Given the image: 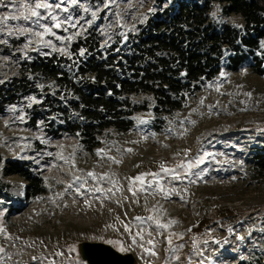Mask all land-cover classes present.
<instances>
[{
    "label": "rangeland",
    "instance_id": "374dc122",
    "mask_svg": "<svg viewBox=\"0 0 264 264\" xmlns=\"http://www.w3.org/2000/svg\"><path fill=\"white\" fill-rule=\"evenodd\" d=\"M25 2L3 0L0 18L29 14L27 9L18 8ZM105 3L109 0H78L77 5H64L67 12L57 9L60 20L71 16L75 26L65 23L54 28L60 40L45 38L65 53L76 36L93 28L105 46L114 35L136 31L157 8L155 0H111L108 8ZM92 11H96L95 19ZM226 18L241 23L236 15ZM18 26L30 25L23 19L9 20L6 27L0 25L2 79L17 76L21 63L34 54L52 51L38 47V37L19 34ZM29 39L32 43L25 47ZM130 99L147 101L149 107L153 103L144 94ZM39 100L40 95L31 94L0 114V179L22 199L8 203L0 198V264H51L53 260L56 264H80L69 258L80 256L82 241H100L121 253L131 252L137 264H166L162 261L166 238L175 236L181 227H196L211 207L223 208L218 216L229 217L220 228H215L216 224L209 227L207 222L195 231L198 249L194 264H264V175H256L248 162L252 147H264V77L247 67L239 71L223 68L189 95L181 109L155 117L151 108L140 109L131 116L129 130H104L100 143L90 150L74 136L49 134L46 120L32 115L31 107ZM196 143L204 145L199 165L178 158L197 152ZM97 150H101L100 155ZM14 161L31 165V172L43 181L42 193L24 198L25 180L7 174L4 168ZM161 164L175 169L179 177L162 172ZM141 173L163 175L146 176L143 183L129 181ZM4 208L8 210L5 217L1 215ZM149 216L153 219L147 220ZM165 217L176 223L157 227L156 220L165 224ZM125 225L130 231H125ZM138 231L143 240L137 237L133 244L132 237ZM149 239L154 240L155 257L139 247L142 243L150 247Z\"/></svg>",
    "mask_w": 264,
    "mask_h": 264
},
{
    "label": "trees",
    "instance_id": "16d2710c",
    "mask_svg": "<svg viewBox=\"0 0 264 264\" xmlns=\"http://www.w3.org/2000/svg\"><path fill=\"white\" fill-rule=\"evenodd\" d=\"M166 1L155 0L156 10L136 31L114 35L105 46L98 32L89 28L73 39L65 53L52 50L24 60L17 76L0 78V114L29 95L38 94L40 100L32 105V115L46 120L47 132L74 136L90 150L100 143L104 130H129L133 125L131 116L140 109L151 108L154 117L181 109L189 95L198 92L223 68L239 71L247 67L264 77V0H171L163 7ZM215 4L219 5L217 17L223 23L210 16ZM230 15L238 16L241 23L237 25L243 27L226 22ZM139 94L152 99L151 107L144 100L131 101L130 96ZM193 146L197 152L178 158L197 166L204 145ZM251 150L250 169L264 175V147ZM30 166L17 161L5 166L7 174L25 180L24 198H34L44 188L41 177L33 174ZM0 198L8 203L22 200L1 179ZM7 209L1 211L2 216H6ZM222 209L211 207L195 229L192 225L179 228L171 236V245L168 236L162 261L194 264L198 249L195 231L207 222L209 227H222L229 217L218 216ZM171 220L165 217V224ZM69 259L87 264L79 255Z\"/></svg>",
    "mask_w": 264,
    "mask_h": 264
},
{
    "label": "snow or ice",
    "instance_id": "6c2138e0",
    "mask_svg": "<svg viewBox=\"0 0 264 264\" xmlns=\"http://www.w3.org/2000/svg\"><path fill=\"white\" fill-rule=\"evenodd\" d=\"M72 4V5H77L78 0H58L57 3L53 4L50 2V0H26L25 3H21L18 5L19 9H27L29 11V14H24L23 12L21 13L20 16L17 15H5L2 18H0V25L7 26L9 20L12 21H17L20 19H23L25 22H27L28 25L30 26H18L17 31L19 34H30V36H35L39 38V45L38 47H50L52 48L53 51H56L55 46L52 44L51 40L46 39V36H54L57 40H60L61 37L56 36V33L53 31L54 28H60L62 27L63 24L69 23L72 26H75V21H73L71 16H66L63 18V20L59 19V12L56 10L58 9L60 12H67L68 7L64 6L67 4ZM111 0H109V3H105L104 7L108 8L110 6ZM5 6L3 4V0H0V7ZM13 6L16 7V5L13 3ZM85 12L89 11L88 8L84 9ZM220 11L219 6L217 5V12ZM217 12L212 13V18L215 22L217 23H223L222 18L217 17ZM93 19L96 18V11H92L91 13ZM50 21L51 23H48ZM233 27L236 28H242V25H237L233 24ZM67 31V29H64ZM0 31H3V27H0ZM11 34V33H10ZM32 43L31 39H29L28 44L25 45V47H28ZM262 46H264V42H262ZM83 54V50L81 51V55ZM225 74L222 72L221 77H224ZM211 87V85H209ZM219 89L217 88V91ZM246 95L251 96V93H247ZM203 103V101H201ZM194 123V122H193ZM7 126V124H6ZM171 131V130H169ZM126 151H131V149H127ZM101 150H97V155H100ZM109 159H113V162L119 163V161H116L114 158L109 157ZM180 167V165H178ZM161 171L164 172L165 174L172 175V177L178 178L179 174L176 173L175 169H169L167 168L164 164L160 165ZM89 176H95L94 173H88ZM146 176H152L154 178H158L160 176V173H141L139 176H136L135 178H128L130 182L138 181V182H144ZM79 179V178H77ZM71 187V185H69ZM79 191V189H77ZM97 191H102V189H97ZM129 191H132L130 188ZM135 194V193H133ZM151 211H155V209H152ZM119 219V218H118ZM136 220L143 221L144 218L137 217L135 218ZM147 220H152L153 217L149 216L146 218ZM176 223V221L171 220L167 224H161L160 221L157 219L156 224L157 227L159 228H168L171 224ZM125 231H130L128 225H125ZM149 235H151L149 233ZM173 234H170L168 237V243L171 245V236ZM139 237L141 240H143V235L141 232H137L133 237H132V243L136 244V238ZM109 243H112V241H108ZM147 245L150 247H145V245L142 243L139 245L141 249H143V253L147 254L148 256L155 257L157 253L155 252V243L153 239H149L147 241ZM74 250V249H73ZM121 250H124L121 247ZM0 251H3L0 249ZM56 255H62V253H57ZM143 258V256H142ZM35 260L36 257H33ZM178 259V257H177ZM51 264H56L55 260L51 261Z\"/></svg>",
    "mask_w": 264,
    "mask_h": 264
},
{
    "label": "water",
    "instance_id": "95a60500",
    "mask_svg": "<svg viewBox=\"0 0 264 264\" xmlns=\"http://www.w3.org/2000/svg\"><path fill=\"white\" fill-rule=\"evenodd\" d=\"M81 259L87 264H134L131 252L121 253L100 241H82L79 246Z\"/></svg>",
    "mask_w": 264,
    "mask_h": 264
},
{
    "label": "clouds",
    "instance_id": "9594fccd",
    "mask_svg": "<svg viewBox=\"0 0 264 264\" xmlns=\"http://www.w3.org/2000/svg\"><path fill=\"white\" fill-rule=\"evenodd\" d=\"M213 12H217V6H214V11ZM212 13L210 15H212ZM225 20H226V22H231V18H225Z\"/></svg>",
    "mask_w": 264,
    "mask_h": 264
},
{
    "label": "bare ground",
    "instance_id": "6f19581e",
    "mask_svg": "<svg viewBox=\"0 0 264 264\" xmlns=\"http://www.w3.org/2000/svg\"><path fill=\"white\" fill-rule=\"evenodd\" d=\"M1 165H2V163H1V161H0V168H1Z\"/></svg>",
    "mask_w": 264,
    "mask_h": 264
}]
</instances>
